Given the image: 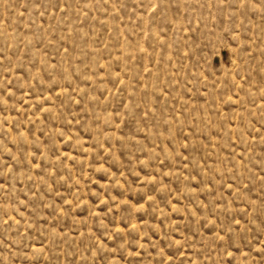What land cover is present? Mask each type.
I'll use <instances>...</instances> for the list:
<instances>
[{
    "label": "rangeland",
    "instance_id": "1",
    "mask_svg": "<svg viewBox=\"0 0 264 264\" xmlns=\"http://www.w3.org/2000/svg\"><path fill=\"white\" fill-rule=\"evenodd\" d=\"M0 264H264V0H0Z\"/></svg>",
    "mask_w": 264,
    "mask_h": 264
}]
</instances>
